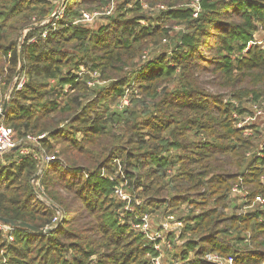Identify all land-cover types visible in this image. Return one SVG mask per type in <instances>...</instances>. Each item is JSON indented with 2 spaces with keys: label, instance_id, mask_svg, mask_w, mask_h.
I'll list each match as a JSON object with an SVG mask.
<instances>
[{
  "label": "trees",
  "instance_id": "trees-1",
  "mask_svg": "<svg viewBox=\"0 0 264 264\" xmlns=\"http://www.w3.org/2000/svg\"><path fill=\"white\" fill-rule=\"evenodd\" d=\"M59 1L0 0V111L20 47L27 76L3 123L17 143L46 133L40 147L58 158L37 184L35 147L5 155L0 218L51 229L63 215L48 233L0 230V264H152L159 252L135 227L145 213L180 232L167 261L264 264V135L246 136L235 117L264 104V0H201L198 17L194 0H65L55 26L41 25ZM112 2L103 20L76 22ZM81 67L106 85L78 80Z\"/></svg>",
  "mask_w": 264,
  "mask_h": 264
},
{
  "label": "built area",
  "instance_id": "built-area-1",
  "mask_svg": "<svg viewBox=\"0 0 264 264\" xmlns=\"http://www.w3.org/2000/svg\"><path fill=\"white\" fill-rule=\"evenodd\" d=\"M145 7H148L147 4L144 5ZM192 6L194 7L193 16L198 17L199 13L202 11L201 6V0H194L192 3ZM57 8V7H56ZM65 4L62 5V7L59 10H56L52 13L51 17L45 19L40 24L46 25L48 24L50 27H54V23L52 22L53 18L60 19L64 16L65 12ZM165 8V7H161ZM115 9L114 2H112L109 6L103 8L102 10H95V11H87L83 10L81 13L80 18L76 22L83 23L85 25L92 26L96 22H99L104 19V17L111 15ZM27 30L24 31L23 37L21 39V43H23L24 36L26 35ZM48 34V31H44L42 33L43 37H46ZM30 43L34 42V39H31L29 41ZM147 55V53L145 54ZM76 76L78 80L85 79L87 77V83L89 87L96 88L98 86H105L107 82L100 79V73L98 71H90L86 69L85 67H81L76 72ZM27 82V76L26 75H16L11 82V84L8 87L6 98L9 99L11 93L13 90H21L24 85ZM70 86H66V89H68ZM129 93L126 94V96L123 98L124 102L121 103V108L127 106L129 104ZM251 107L254 111V114H246V115H238L239 113L235 114V117L237 118V125L240 129L243 130L244 134L246 136H253L255 135V130L253 127H258L259 130L262 129V133L264 135V104L262 106L258 104H251ZM46 136V133L40 134V135H27L26 139L17 143L14 139V132L13 128L6 126L3 123V118L0 119V162L4 161L5 155L10 153L13 149L16 147L20 148L21 154L26 155L29 153V145H32L33 147H40V140L43 139ZM258 156L264 158V137L261 139L259 149L257 150ZM41 168H39V171L36 175H40V173L43 171V168L47 164L55 163L58 161V158L55 155H48L41 153ZM123 173V172H122ZM32 183L39 184L38 178H33ZM115 194L118 198L125 201V209L132 211L131 203L133 201L131 195L125 191L123 187H117L115 189ZM233 194L236 197L242 198L243 200L246 199V192L243 191V189L239 186H236L233 189ZM243 200H239V203H242ZM256 203L263 204L264 199L262 197H257ZM244 204V203H243ZM63 218V215L61 211H58V217L54 220V225L52 226V229H57L60 227L61 220ZM135 227L140 229L143 233H145L146 238L151 241L154 244L155 249L159 252L156 257L152 258V264H192L195 261L193 259L188 261H167L165 260L167 258V253L173 251V238L179 242L180 239V232L174 228L172 229V236L170 237L171 233V227L167 222L163 223L162 227L160 228L158 226L154 225V222L151 218V216L148 213H145L141 216L140 222L135 224ZM0 230H3L4 232H12L14 230V227L0 222ZM10 240H14V237L11 235ZM182 242V241H181ZM168 250V251H167ZM210 264H235V257L234 256H223L220 254H208L203 258Z\"/></svg>",
  "mask_w": 264,
  "mask_h": 264
},
{
  "label": "water",
  "instance_id": "water-1",
  "mask_svg": "<svg viewBox=\"0 0 264 264\" xmlns=\"http://www.w3.org/2000/svg\"><path fill=\"white\" fill-rule=\"evenodd\" d=\"M65 4V0H60L56 10H59L62 5ZM22 60H23V56H22V47H20V62L21 65L19 67V69L17 70V75L20 74L21 72V68H22ZM9 106V101L8 98L5 99L4 105L2 107V110L0 111V119H2L4 117V115L6 114V111L8 109ZM19 147H16L15 149H18ZM0 221L6 224H9L13 227H17V228H21V229H28L32 232H36V233H48L51 231V229H47V228H38V227H34L32 225H30L29 223L23 222V221H17V220H13V219H4V218H0Z\"/></svg>",
  "mask_w": 264,
  "mask_h": 264
},
{
  "label": "rangeland",
  "instance_id": "rangeland-1",
  "mask_svg": "<svg viewBox=\"0 0 264 264\" xmlns=\"http://www.w3.org/2000/svg\"><path fill=\"white\" fill-rule=\"evenodd\" d=\"M207 80H209V77H207ZM209 86H211V85H209ZM209 86H207V89H208L209 91H211V92H214L215 87H212V86L209 87ZM213 88H214V89H213ZM217 89L220 90V88H216V90H217ZM122 102H124L123 99H122L121 103H122ZM115 107H116L115 109H116V110H119V111L122 109L120 105H118V106L115 105ZM1 110H2V109H1ZM235 114H236V113H235ZM35 149L38 150L40 154H41V153L46 154V153L41 149V147H35ZM40 156H41V155H40ZM117 163L120 165V172L122 173L121 164H120L119 160L117 161ZM47 165H48V164H47ZM38 177H39L38 175H35V178H38Z\"/></svg>",
  "mask_w": 264,
  "mask_h": 264
}]
</instances>
